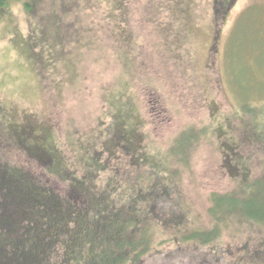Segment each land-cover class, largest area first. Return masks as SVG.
Wrapping results in <instances>:
<instances>
[{
  "label": "rangeland",
  "instance_id": "1",
  "mask_svg": "<svg viewBox=\"0 0 264 264\" xmlns=\"http://www.w3.org/2000/svg\"><path fill=\"white\" fill-rule=\"evenodd\" d=\"M45 11L40 27L11 1L0 20V120L46 121L68 161L87 159L97 136L102 150L127 146L138 121L141 146L129 147L158 168L169 152L196 224L208 223L213 193L239 196L261 177L251 127L264 128V0H58ZM242 231L226 234L234 250L264 239Z\"/></svg>",
  "mask_w": 264,
  "mask_h": 264
},
{
  "label": "trees",
  "instance_id": "2",
  "mask_svg": "<svg viewBox=\"0 0 264 264\" xmlns=\"http://www.w3.org/2000/svg\"><path fill=\"white\" fill-rule=\"evenodd\" d=\"M11 1H23L41 27L45 7L58 0H0V20ZM50 18L58 23L53 12ZM48 30L42 28L44 37ZM244 112L254 114L248 103ZM6 119L0 120V264H264V239L240 251L230 245L244 228L264 230V169L243 183L242 195L213 193L208 223L196 224L169 152L158 168L129 147L141 146L138 121L128 147L123 137L106 143L113 152L102 150L97 136L87 144V159L71 154L68 161L46 121L22 129ZM255 123L251 130L260 129L264 142V128ZM177 157L185 159L170 154ZM228 233L235 236L229 246Z\"/></svg>",
  "mask_w": 264,
  "mask_h": 264
}]
</instances>
